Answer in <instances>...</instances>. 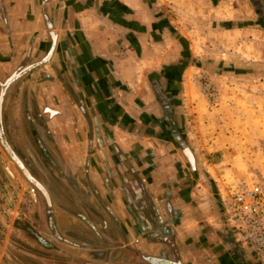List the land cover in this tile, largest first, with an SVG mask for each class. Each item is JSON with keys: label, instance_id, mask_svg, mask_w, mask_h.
I'll return each instance as SVG.
<instances>
[{"label": "crops", "instance_id": "0c3cea01", "mask_svg": "<svg viewBox=\"0 0 264 264\" xmlns=\"http://www.w3.org/2000/svg\"><path fill=\"white\" fill-rule=\"evenodd\" d=\"M184 2L0 0V118L36 182L33 217L65 256L56 264H135L173 248L190 264L248 256L207 203L186 219L195 163L179 110L205 114L188 65L175 67L193 47L167 6Z\"/></svg>", "mask_w": 264, "mask_h": 264}, {"label": "rangeland", "instance_id": "374dc122", "mask_svg": "<svg viewBox=\"0 0 264 264\" xmlns=\"http://www.w3.org/2000/svg\"><path fill=\"white\" fill-rule=\"evenodd\" d=\"M183 1V6L176 9L167 6V13L178 21L177 25L190 31L191 40L187 43L193 48L185 47L186 56L181 51L180 64L175 67L188 65L186 77L191 97L205 114L199 122L185 109L179 110L182 122H187L186 148L191 150L195 163V181L188 192L193 200L188 201L186 219L193 222L192 214L199 211L196 205L207 203L208 214H217L224 225L218 187L232 175H247L264 182V120L257 116L264 105V25L255 10L259 6L264 13V0H258L260 5L255 0ZM205 81L217 91L216 103L205 94ZM245 107L250 108V115L244 112L242 117ZM217 147L221 148L214 150ZM7 163L14 167V179L4 171ZM28 188V181L0 145V264L65 262V256H57L53 249L43 247L15 224L16 217H21L37 233L44 232L48 241L55 242L49 229L40 227L34 219ZM8 198L10 205L5 201ZM245 250L255 264H261ZM33 256L41 259L31 261Z\"/></svg>", "mask_w": 264, "mask_h": 264}, {"label": "built area", "instance_id": "2783aa9c", "mask_svg": "<svg viewBox=\"0 0 264 264\" xmlns=\"http://www.w3.org/2000/svg\"><path fill=\"white\" fill-rule=\"evenodd\" d=\"M203 89L212 103L217 91L208 82ZM222 219L233 239L264 264V182L247 175H232L218 187Z\"/></svg>", "mask_w": 264, "mask_h": 264}, {"label": "flooded vegetation", "instance_id": "af4514ba", "mask_svg": "<svg viewBox=\"0 0 264 264\" xmlns=\"http://www.w3.org/2000/svg\"><path fill=\"white\" fill-rule=\"evenodd\" d=\"M256 5H260L258 0H255ZM257 12V15L259 16V20L260 22L264 25V13L262 11V9L257 6L255 9ZM0 117H1V113H0ZM0 130L2 132V136L4 137L5 143L10 147V145L8 144V141L5 137V128L3 126V120L2 118H0ZM171 134H173L174 136L177 135V133L175 131H173ZM0 145L2 147V149H4L6 155L9 157V159H11L10 155L8 154V152L6 151L1 139H0ZM13 151V150H12ZM14 152V151H13ZM189 158L190 154L189 152L186 150ZM14 154L16 155V153L14 152ZM16 157H18L16 155ZM19 159V158H18ZM15 167L18 169V171L21 173V175L26 179L23 171L21 170V168L14 163ZM28 184H29V188L32 190H36L38 189L37 186L33 183H31V181L28 180ZM37 191V190H36ZM38 192V191H37ZM32 201V208H33V214L35 213L36 209H35V204L34 201ZM15 224L17 225V227H20V229H23L24 231H27L28 233H30L32 235V237H34L41 245H43V247L48 248V249H54V247H52L53 245L51 244L50 241H48L47 239H39V236L36 232V230L34 229L33 226L29 225L28 222L22 220L21 217H16V221ZM49 228V221L47 220V224H46ZM51 228H49L50 230ZM51 231V230H50ZM38 236V238H37ZM176 250L171 249V253L167 254V255H158V256H152V255H141V256H137V257H133V261H135V264H190V261L187 257V255L185 254L186 251L182 250L181 248L177 249V254L175 253ZM239 254H237L235 257H229L228 261H226V257H222V256H216L215 260L217 264H255L254 261L246 256H244V254L242 252H238ZM211 259V258H210ZM212 261H214V259H211ZM215 263V262H214Z\"/></svg>", "mask_w": 264, "mask_h": 264}, {"label": "water", "instance_id": "95a60500", "mask_svg": "<svg viewBox=\"0 0 264 264\" xmlns=\"http://www.w3.org/2000/svg\"><path fill=\"white\" fill-rule=\"evenodd\" d=\"M14 79V77L12 79H9L8 81H6L5 84L2 85V92H4L5 89V85L7 83H9L10 81H12ZM1 92V93H2ZM1 95V94H0ZM1 99H2V95L0 96V103H1ZM0 139L6 149V151L8 152V154L10 155L11 159L21 168V170L23 171L25 177L31 181V183L35 184V180L26 172V170L23 168V166L21 165V162L19 161V159L16 157V155L14 154V152L11 150V148L5 143L4 137L2 136V132L0 130Z\"/></svg>", "mask_w": 264, "mask_h": 264}, {"label": "trees", "instance_id": "16d2710c", "mask_svg": "<svg viewBox=\"0 0 264 264\" xmlns=\"http://www.w3.org/2000/svg\"><path fill=\"white\" fill-rule=\"evenodd\" d=\"M50 256V255H49ZM27 259H29L30 257H26ZM41 258H36V257H31V261H38V260H40ZM48 259V258H47ZM42 260H46V258L44 259H42ZM39 262V261H38ZM44 261H42V263H43ZM30 263V262H29Z\"/></svg>", "mask_w": 264, "mask_h": 264}]
</instances>
